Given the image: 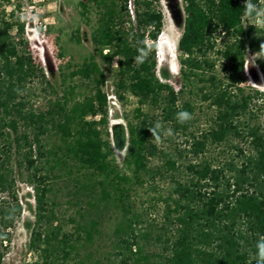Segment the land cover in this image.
Returning a JSON list of instances; mask_svg holds the SVG:
<instances>
[{"label": "trees", "instance_id": "16d2710c", "mask_svg": "<svg viewBox=\"0 0 264 264\" xmlns=\"http://www.w3.org/2000/svg\"><path fill=\"white\" fill-rule=\"evenodd\" d=\"M244 2L183 0L175 77L159 66L157 57L164 27L160 0L81 2L85 9L94 3L101 11L93 42L106 65L116 62L115 97L123 101L130 94L139 103L128 137L116 124L112 141L105 140L100 129L107 123L109 100L106 72L95 57L71 74L93 85V94L71 105V87L47 111L38 112L23 96L29 82L37 77L54 87L31 55L19 50L10 34L13 24H0V264L23 212L17 195L23 175L36 202L29 250L38 259L27 264H105L82 250L101 234L103 211L111 207L122 211L114 232L119 252L112 264H255L254 245L264 235V127L251 125V105L256 101L264 107V90L248 91L247 86L250 80L264 79V56L255 55L254 64L248 57L259 52L264 30L244 17ZM253 2L264 7L260 0ZM142 40L156 48L143 64H136ZM172 79L177 87L168 82ZM145 105L160 113H145ZM202 105L212 111L208 128L190 133L189 148L175 154L161 150L148 128L159 121L174 135L186 132ZM181 110L192 114L185 124L175 119ZM234 139L244 140L247 149L232 144ZM126 143L123 166L132 177L115 158V150H123ZM226 144L235 154L220 161L211 150ZM159 156L165 163L151 166ZM189 156V163L180 166L178 158ZM157 176L171 179L163 200L165 220L156 228L149 224L139 230L141 217L133 212L125 185H143L145 177ZM54 179L71 185L78 202L86 199L87 209L72 220L73 232L57 224Z\"/></svg>", "mask_w": 264, "mask_h": 264}, {"label": "rangeland", "instance_id": "374dc122", "mask_svg": "<svg viewBox=\"0 0 264 264\" xmlns=\"http://www.w3.org/2000/svg\"><path fill=\"white\" fill-rule=\"evenodd\" d=\"M85 0H0V24H13L14 28L10 34L17 42L19 50H24L30 54L36 65H39L47 74L48 81L54 87L50 89L41 79L35 77L28 84V91L23 95L27 96V105H33L38 112L47 111L51 102L57 97H62L66 90L75 88L73 96H70V104L83 100L87 95L93 94V85L79 78H72L71 74L81 66L90 56H94L103 70L106 72L107 82L104 88L109 100V113L107 123L100 126L102 136L105 140L112 141L113 131L111 127L119 124L124 129L128 137V128L136 122L135 109L139 106L138 99L130 94L125 95L123 101L115 97V70L116 62L112 66L106 65L100 58L96 45L93 42V35L99 26L101 16L100 9L94 3H87L86 9L81 5ZM178 7L175 9L178 22L182 21L183 0H178ZM130 7V4H129ZM176 7V6H175ZM160 9L164 14L163 32L159 37V51L157 57L159 66L166 67L168 74L179 75L178 58L180 52L178 43L182 36V27H177L170 10H168L164 0H160ZM179 15V17H178ZM24 31V33H22ZM49 58L54 66L53 72H48L46 60ZM257 56L249 55V64H254ZM174 86H178L175 79L168 81ZM264 90V79L260 83L249 81L247 90ZM46 90V91H45ZM200 103V102H199ZM258 102L251 105V110L255 119L251 125L261 124L264 127V107H260ZM143 111L149 115H158L160 112L149 105L143 106ZM212 111L202 105L197 114L193 117L192 127L186 131H179L170 137H164L159 147L166 153H176L178 150L189 148L187 140L191 138L190 133H199L207 129ZM249 121V116H247ZM98 120V118L96 119ZM54 140L57 138L53 137ZM232 144L240 148L247 149V143L241 139H234ZM127 143L123 150H115L116 163L121 170L129 177L132 173L123 166ZM211 153L220 157L223 161L234 156L235 151L230 149L229 144L213 148ZM191 156V155H190ZM189 157L178 158L180 166L189 163ZM164 160L159 156L153 159L151 166L155 168L164 164ZM26 176H20L17 183V195L23 212L18 219L15 228L11 231L12 241L7 248L4 264H27L38 259L36 253L29 250L31 232L35 222V198L34 192L25 182ZM145 183L125 185L129 191L130 203L133 212L141 217L139 230H145L149 224L160 226L165 220V203L171 179L157 176L152 180L145 177ZM135 181V179H133ZM53 185V206L57 212L58 223L63 225L65 231L73 232L75 223L72 221L78 218V211L87 209L86 199L78 202L72 193L74 188L64 179H54ZM101 223V234L97 235L91 246H85L83 254L93 253L95 258H100L105 264H112L116 259L118 250L114 249L116 238L115 228L122 211L116 207H111L107 212L103 211ZM56 226V224H55ZM156 228V227H155ZM159 232V229H156ZM158 250L157 247H152Z\"/></svg>", "mask_w": 264, "mask_h": 264}, {"label": "clouds", "instance_id": "9594fccd", "mask_svg": "<svg viewBox=\"0 0 264 264\" xmlns=\"http://www.w3.org/2000/svg\"><path fill=\"white\" fill-rule=\"evenodd\" d=\"M260 3L264 4V0H260ZM243 15L252 21L251 26L256 29L264 30V7L254 3L253 0H245L243 5ZM155 48L156 45L148 40L140 41V46L137 48L138 54L134 57V62L136 64H143ZM255 55L264 56V43L260 44V50L253 56ZM247 70L248 68H245V71ZM175 119L178 123L185 124L192 119V114L186 110H181L175 114ZM148 130L151 132L152 139L156 143L162 142V132L164 137H172L174 135L171 128L164 129L163 124L159 121H157L154 126L149 127ZM254 247L255 252L253 254V260L255 264H264V235H261L256 240Z\"/></svg>", "mask_w": 264, "mask_h": 264}, {"label": "water", "instance_id": "95a60500", "mask_svg": "<svg viewBox=\"0 0 264 264\" xmlns=\"http://www.w3.org/2000/svg\"><path fill=\"white\" fill-rule=\"evenodd\" d=\"M164 2L166 3L168 10H170L171 16H172L176 26L179 28L182 27L183 22L182 21L178 22L177 15L175 12V9L178 7V3H177L178 0H164ZM46 65H47L48 72L54 71V66H53V64L49 58H47V60H46Z\"/></svg>", "mask_w": 264, "mask_h": 264}]
</instances>
